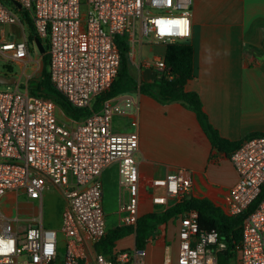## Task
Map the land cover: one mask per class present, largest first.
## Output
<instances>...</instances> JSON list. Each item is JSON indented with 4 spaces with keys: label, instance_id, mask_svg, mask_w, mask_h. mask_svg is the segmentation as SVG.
Returning <instances> with one entry per match:
<instances>
[{
    "label": "built area",
    "instance_id": "obj_1",
    "mask_svg": "<svg viewBox=\"0 0 264 264\" xmlns=\"http://www.w3.org/2000/svg\"><path fill=\"white\" fill-rule=\"evenodd\" d=\"M26 16L37 35L48 40L54 88L75 109H86L118 76L121 54L115 37L139 28L141 38L152 44L189 41L193 0H0L1 62L26 66L30 61L37 46L26 34ZM13 26L21 38L10 30ZM141 65L167 69L164 57ZM32 87L18 82L0 90V198L15 193L39 201L40 221L2 215L0 264H145L146 249L118 250L112 256L100 250L108 233L102 174L119 166L129 195L121 207V226L136 229L145 197L165 211L191 196L190 171L179 167L163 178L141 176L139 121L131 119L128 132L114 126L117 117L140 113L133 94L105 100L100 111L81 121L63 122L56 102L35 96ZM228 158L239 179L227 209L234 217L246 214L241 241H233L234 255L219 260L227 244L218 231H201L199 213L192 209L178 220L176 260L168 247L163 264H264V197L250 211L264 187V136L245 141ZM53 189L66 200L59 229L43 223L44 195Z\"/></svg>",
    "mask_w": 264,
    "mask_h": 264
},
{
    "label": "crops",
    "instance_id": "obj_2",
    "mask_svg": "<svg viewBox=\"0 0 264 264\" xmlns=\"http://www.w3.org/2000/svg\"><path fill=\"white\" fill-rule=\"evenodd\" d=\"M16 29L18 26L10 27L14 33ZM131 34L130 62L134 64V75L131 74L139 83H152L161 71L141 65L145 62L143 47L152 45L159 55L156 57H164L167 45L143 40L139 28ZM189 42L194 48L195 77L187 84L186 90L200 95L213 127L229 141H238L254 132L264 133V0H193L192 37ZM126 93L134 95L140 105V113L117 117L114 126L121 131L116 127L118 123V126L126 129L122 132H128L132 129L131 119L139 121L140 141L136 159L141 176L144 179L163 178L179 167L186 168L192 176L194 196L206 197L227 209L230 191L239 176L229 158L212 146L197 115L179 102L161 104L138 91ZM102 180L104 208L106 199L111 200V196L115 197L116 194L120 214L117 226H121V207L128 202L129 195L121 183L119 166L113 164L105 169ZM56 190L62 194L59 189ZM125 193L127 200L124 202ZM15 196L20 195L5 194L0 198V206L4 204L3 201H10ZM145 200L147 202L140 207L141 216L154 211L162 212L147 197ZM61 201L62 223L66 200L63 197ZM38 202L27 198L17 208V216L34 220ZM146 208L150 210L145 211ZM106 216L109 230L112 227L108 224L107 212ZM169 224L173 234L167 236L169 228L166 232L157 231L154 241H149L146 247L145 264H163L165 247L171 248L172 253L175 245L177 254L178 220ZM157 245L160 254L156 258ZM117 248H135V234L132 247Z\"/></svg>",
    "mask_w": 264,
    "mask_h": 264
},
{
    "label": "trees",
    "instance_id": "obj_3",
    "mask_svg": "<svg viewBox=\"0 0 264 264\" xmlns=\"http://www.w3.org/2000/svg\"><path fill=\"white\" fill-rule=\"evenodd\" d=\"M30 35L29 42H35L39 38L45 45L46 53L42 60L44 71L39 80H33L36 84L32 87L35 96L51 99L56 102L65 115L72 120L81 121L93 111L102 109L103 102L118 94L138 91L143 95L152 97L161 104L179 102L187 109L193 111L208 136L212 146L227 157L238 149L245 141L258 136H264L263 132H254L246 135L238 141L224 139L210 123L208 115L204 110L200 95L194 91L186 90L187 84L195 77L194 48L189 41H177L167 45L164 55L167 69L161 71L156 80L152 83L138 82L130 72V51L131 45L126 35L115 37V43L121 54V67L117 78L105 92L97 96L92 108L75 109L68 100L58 92L50 79L48 72L50 56L48 53V40H42L36 33L33 23L26 16ZM9 70H12L11 68ZM264 197V187L257 201L252 205L253 210ZM197 210L201 231L216 230L219 232L222 241L227 244L228 251L219 256L222 262L227 261L228 256H233V241L239 242L242 238L241 225L246 216L234 217L229 210L214 204L206 197L194 196L193 192L189 198H185L175 206L162 212H151L142 215L137 222L136 229L124 226L112 227L99 244L100 250L107 256H112L115 251L128 250L118 249V241L135 234V247L146 249L149 240L161 226L166 227L170 222L179 220L180 216L189 210ZM167 245V242L164 241ZM165 245V246H166Z\"/></svg>",
    "mask_w": 264,
    "mask_h": 264
},
{
    "label": "rangeland",
    "instance_id": "obj_4",
    "mask_svg": "<svg viewBox=\"0 0 264 264\" xmlns=\"http://www.w3.org/2000/svg\"><path fill=\"white\" fill-rule=\"evenodd\" d=\"M16 34L15 37L17 38H21L22 35L20 33H18V29H16ZM26 34L29 35L30 33V29L29 28H25ZM139 36V33H138ZM126 37L128 39H130L132 37L131 33H127ZM45 47V45H44ZM134 46H132L133 48ZM156 56H159L158 53L155 51V49H153L152 45H144L143 47V53H142V57L145 61H148L149 63H151L152 65H154V58ZM43 54L40 52L38 46L36 47V49L33 50L30 61L26 64H17V63H12V64H6L4 62L0 61V75H6L7 77H14L18 80L19 83H26L29 82L31 85H35L36 83L33 82V80H39L42 77L43 71H44V63L42 60ZM133 60H134V55L132 56ZM138 58V57H137ZM12 70H9V69ZM130 72L134 75V64L131 62L130 65ZM14 87L15 85H0V90H5L8 87ZM57 115L59 117V119L63 122H68V117L65 115V113L62 111V109L60 107H58L57 110ZM118 123H116V127L118 130H126L122 125L118 126ZM61 191V190H60ZM59 191H57L56 189H53L50 192H46L44 195V214H43V223L46 227H50V228H57L60 227L61 225V210H62V205H61V200L63 198L62 194L59 195L58 194ZM113 196V195H112ZM111 196V200L106 199V203H105V209L106 212L108 213V224L110 225V227H115L117 226V223L119 221V217L120 214L118 212L119 209V200H118V196L115 194V197ZM16 197V196H15ZM26 196L24 195H20L17 196L16 198L11 199L10 201H3L4 204H2L0 206V215H7L8 217H10L11 219L15 220L17 218V208H19L21 206V204H23L24 201H26ZM127 200V195L126 193L123 194V199L122 201H126ZM40 202L36 203L35 206L39 207ZM18 206V207H17ZM148 208L145 209V211ZM150 208L147 210L149 211ZM142 213V211H141ZM36 221H40V217H39V208H37V216H36ZM168 224L166 227L161 226V228L159 229L162 232H166V230L168 231L169 228ZM173 226V225H172ZM158 230V231H159ZM173 230L171 231V229L169 228V231L167 232V236L170 234V236L173 234L172 233ZM134 244V234L126 237L122 240H120L117 243L118 247H132ZM151 245H155V244H151ZM156 247H158V249L155 250L156 253V258L158 257V254H160V249L159 246L157 245ZM175 247V245H174ZM172 250V255L175 256L176 254V247ZM165 251H166V247H165ZM64 250L62 249L61 253H63ZM174 260H176V256L174 257Z\"/></svg>",
    "mask_w": 264,
    "mask_h": 264
},
{
    "label": "water",
    "instance_id": "obj_5",
    "mask_svg": "<svg viewBox=\"0 0 264 264\" xmlns=\"http://www.w3.org/2000/svg\"><path fill=\"white\" fill-rule=\"evenodd\" d=\"M35 42L40 50V52L44 55L46 53V48L44 44L39 38L35 39ZM18 80L14 77H7L6 75H0V85H17Z\"/></svg>",
    "mask_w": 264,
    "mask_h": 264
}]
</instances>
